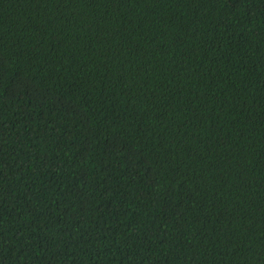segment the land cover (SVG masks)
Returning <instances> with one entry per match:
<instances>
[{"label":"trees","instance_id":"obj_1","mask_svg":"<svg viewBox=\"0 0 264 264\" xmlns=\"http://www.w3.org/2000/svg\"><path fill=\"white\" fill-rule=\"evenodd\" d=\"M0 264H264V0H0Z\"/></svg>","mask_w":264,"mask_h":264}]
</instances>
